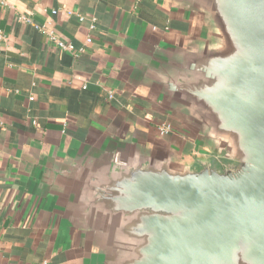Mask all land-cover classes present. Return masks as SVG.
Here are the masks:
<instances>
[{
  "label": "water",
  "instance_id": "1",
  "mask_svg": "<svg viewBox=\"0 0 264 264\" xmlns=\"http://www.w3.org/2000/svg\"><path fill=\"white\" fill-rule=\"evenodd\" d=\"M113 58L194 145L126 126L31 155L35 207L81 264H264V0H162Z\"/></svg>",
  "mask_w": 264,
  "mask_h": 264
},
{
  "label": "crops",
  "instance_id": "2",
  "mask_svg": "<svg viewBox=\"0 0 264 264\" xmlns=\"http://www.w3.org/2000/svg\"><path fill=\"white\" fill-rule=\"evenodd\" d=\"M36 24L52 27L83 51L76 55L59 48ZM144 27L178 33L189 31L192 22L162 0L0 3V264H81L61 246L28 192L31 155L126 126L144 139L163 138L186 154L194 151L176 119L164 117L118 71L113 57L121 39ZM166 122L174 131L162 137L158 127ZM181 138L191 143V151Z\"/></svg>",
  "mask_w": 264,
  "mask_h": 264
},
{
  "label": "built area",
  "instance_id": "3",
  "mask_svg": "<svg viewBox=\"0 0 264 264\" xmlns=\"http://www.w3.org/2000/svg\"><path fill=\"white\" fill-rule=\"evenodd\" d=\"M0 3L6 5L8 4V0H0ZM56 13V11H54ZM77 17L79 18V20L82 22L84 21L85 17L82 15V14H77ZM20 18L24 21H30V19L27 17V16H20ZM95 22H96V18H93V24H92V27H94L95 25ZM36 27L42 31L43 33H45L49 40L51 42H53L56 46H58L59 48H62L63 50H66V51H70L72 53H75L76 55H78V53L80 51H83V49L81 48L80 50H77L75 48V46L69 42V41H64L57 33L54 29H52V27H49L47 25H37L36 24ZM4 37V34L2 31H0V38ZM92 39L90 37L87 38V42H91ZM110 97H113L112 95H110ZM174 131V127L171 123L169 122H166V123H163L161 124L159 127H158V133L160 136H168L170 135L172 132ZM43 264H47V261H44Z\"/></svg>",
  "mask_w": 264,
  "mask_h": 264
},
{
  "label": "flooded vegetation",
  "instance_id": "4",
  "mask_svg": "<svg viewBox=\"0 0 264 264\" xmlns=\"http://www.w3.org/2000/svg\"><path fill=\"white\" fill-rule=\"evenodd\" d=\"M182 146L186 148V150L191 151L193 149V146L190 142H188L185 138H181Z\"/></svg>",
  "mask_w": 264,
  "mask_h": 264
}]
</instances>
